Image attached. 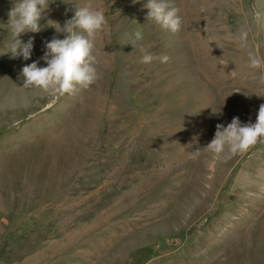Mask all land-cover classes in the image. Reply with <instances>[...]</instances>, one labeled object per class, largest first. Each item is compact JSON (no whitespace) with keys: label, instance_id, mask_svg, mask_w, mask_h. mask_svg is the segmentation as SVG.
I'll return each instance as SVG.
<instances>
[{"label":"rangeland","instance_id":"1","mask_svg":"<svg viewBox=\"0 0 264 264\" xmlns=\"http://www.w3.org/2000/svg\"><path fill=\"white\" fill-rule=\"evenodd\" d=\"M144 2L54 0L45 28L21 37H35L31 59L0 55V264H264V144L215 159L204 147L264 103V68L247 56L264 57V0H172L176 34ZM73 4L106 17L99 78L72 96L24 87L21 67L63 38L49 25ZM12 6L0 0V53ZM140 46L169 60L144 64Z\"/></svg>","mask_w":264,"mask_h":264},{"label":"clouds","instance_id":"2","mask_svg":"<svg viewBox=\"0 0 264 264\" xmlns=\"http://www.w3.org/2000/svg\"><path fill=\"white\" fill-rule=\"evenodd\" d=\"M53 2L54 0H13L7 23L6 51L0 55L8 53L10 59L30 60L35 37L29 35L27 40L21 37L28 33H39L45 28L43 25L51 19L45 24H42L41 20L45 19L50 11L49 5ZM138 2L139 0H132L133 4ZM73 5L72 16L62 26L56 21L54 25H49L56 33H63V38L53 35L50 40L44 41L42 55L21 67L20 75L23 77L24 87L39 88L57 97L72 96L82 89H88L99 78L94 48L97 36L105 30L106 17L99 8ZM142 8L147 9L146 19L159 26L161 30L171 34L180 31L182 17L172 0H145ZM262 17L264 12L253 11V18L257 22H260ZM247 35V31H242L239 35L243 48L248 47ZM128 36L127 44L134 46L142 39V32L136 29ZM139 51L142 53L141 62L144 64H149L155 59H159L161 63L169 60L167 55L154 56L143 46H140ZM247 56L250 68H264V57L251 51ZM259 79L264 83V73ZM221 107L222 105L217 111L211 108L212 114H222ZM257 143L264 144V103L260 104L254 122H242L239 117L233 116L226 125L218 123L213 138L204 147L215 159L225 154L226 150L227 154H244ZM200 149L198 147L192 151L193 158L199 155Z\"/></svg>","mask_w":264,"mask_h":264}]
</instances>
